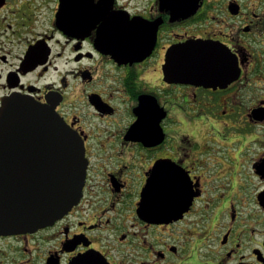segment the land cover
Wrapping results in <instances>:
<instances>
[{"label": "flooded vegetation", "instance_id": "obj_1", "mask_svg": "<svg viewBox=\"0 0 264 264\" xmlns=\"http://www.w3.org/2000/svg\"><path fill=\"white\" fill-rule=\"evenodd\" d=\"M11 96L62 117L86 174L0 264H264V0H0Z\"/></svg>", "mask_w": 264, "mask_h": 264}, {"label": "water", "instance_id": "obj_2", "mask_svg": "<svg viewBox=\"0 0 264 264\" xmlns=\"http://www.w3.org/2000/svg\"><path fill=\"white\" fill-rule=\"evenodd\" d=\"M86 174L80 137L58 113L26 97L0 107V234L52 223L80 198Z\"/></svg>", "mask_w": 264, "mask_h": 264}, {"label": "snow or ice", "instance_id": "obj_3", "mask_svg": "<svg viewBox=\"0 0 264 264\" xmlns=\"http://www.w3.org/2000/svg\"><path fill=\"white\" fill-rule=\"evenodd\" d=\"M170 194L171 193H170L169 189L165 185L162 184L158 190V195H160L161 197H164V196H168Z\"/></svg>", "mask_w": 264, "mask_h": 264}]
</instances>
